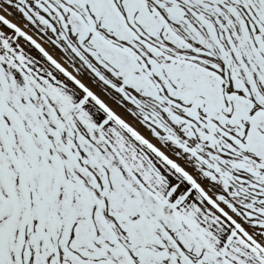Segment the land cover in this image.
I'll return each instance as SVG.
<instances>
[{
  "label": "snow or ice",
  "instance_id": "1",
  "mask_svg": "<svg viewBox=\"0 0 264 264\" xmlns=\"http://www.w3.org/2000/svg\"><path fill=\"white\" fill-rule=\"evenodd\" d=\"M0 11V264H264V0Z\"/></svg>",
  "mask_w": 264,
  "mask_h": 264
},
{
  "label": "bare ground",
  "instance_id": "2",
  "mask_svg": "<svg viewBox=\"0 0 264 264\" xmlns=\"http://www.w3.org/2000/svg\"><path fill=\"white\" fill-rule=\"evenodd\" d=\"M4 14L2 11H0V15ZM9 19H13L12 17H6ZM13 22H17L13 19ZM18 26L21 27L23 31H26L28 35L32 36L33 39L37 41V43H40L42 47L45 48L46 51H48L51 55L54 56L58 61L61 59L58 51L54 50V47L47 42V38L43 36L42 33H39L35 28H32L29 26L28 28H25L22 23H18ZM0 31H4L7 35H12L11 30L6 29L5 26L0 24ZM20 41L21 48L24 49L25 53H32L37 54L38 56L42 57V55L39 53L37 49H35L33 46H31L28 42L24 41L23 38H18ZM29 55V54H28ZM71 71V69H69ZM83 82L86 84V86L90 87L91 90H93L97 95L100 96L102 100L105 101L110 107H112L118 114L123 116L128 122L134 123L131 119V117L127 116L126 113L123 111V109L119 108L114 101H112L107 95H105L96 85L92 84L88 78H84ZM138 130L142 132L147 138L151 139V137L148 135V133L143 129L139 128ZM155 143V141H153Z\"/></svg>",
  "mask_w": 264,
  "mask_h": 264
},
{
  "label": "rangeland",
  "instance_id": "3",
  "mask_svg": "<svg viewBox=\"0 0 264 264\" xmlns=\"http://www.w3.org/2000/svg\"><path fill=\"white\" fill-rule=\"evenodd\" d=\"M26 54H27V55L29 54V56L35 58L36 60H39V61L43 62V59H42L40 56H38L36 53H35V54H32V53H26Z\"/></svg>",
  "mask_w": 264,
  "mask_h": 264
}]
</instances>
